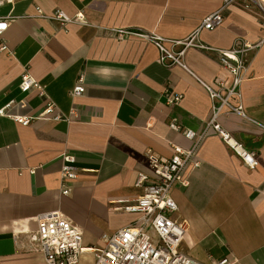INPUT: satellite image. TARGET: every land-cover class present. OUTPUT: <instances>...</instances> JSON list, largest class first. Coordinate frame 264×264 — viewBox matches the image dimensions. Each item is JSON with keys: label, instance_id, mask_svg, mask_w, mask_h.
Instances as JSON below:
<instances>
[{"label": "crops", "instance_id": "1", "mask_svg": "<svg viewBox=\"0 0 264 264\" xmlns=\"http://www.w3.org/2000/svg\"><path fill=\"white\" fill-rule=\"evenodd\" d=\"M224 0H15L0 4L7 17L4 32L11 53L0 51V108L15 101L13 112L37 115L47 103L19 82L30 73L45 86L62 112L72 107L78 118L34 119L24 125L0 116V264H47L29 236L36 217L61 211L83 232L84 245L97 248L102 236L136 220L138 214L116 207L133 200L139 174L153 180L148 151L170 158L174 146L193 141L170 123L197 133L212 115L210 95L202 81L216 86L232 75L214 51L189 47L182 64L166 65L157 45L137 33L168 40L188 37L203 18ZM62 9L83 11L90 25L62 27L38 15ZM224 22L204 30L200 38L216 49L236 40L258 46L252 50L240 86L245 116L223 115L218 122L234 142L254 150L259 163L251 168L217 132L209 129L195 149L198 167L189 165L188 184L172 195L174 214L188 229L181 251L203 264L228 259L231 264H264V15L258 9L232 5ZM112 28L134 31L117 39ZM169 45V43H168ZM85 92L73 96L78 76ZM182 94L177 104L166 93ZM23 102L24 105H19ZM75 155L79 177L69 194L60 190L61 155ZM87 251L80 264H93Z\"/></svg>", "mask_w": 264, "mask_h": 264}, {"label": "built area", "instance_id": "2", "mask_svg": "<svg viewBox=\"0 0 264 264\" xmlns=\"http://www.w3.org/2000/svg\"><path fill=\"white\" fill-rule=\"evenodd\" d=\"M14 1L0 0V4ZM232 5H239L248 10L255 8L264 15V0H224L222 6L206 15L185 39L168 40L151 34H136L157 45L160 60L166 65L182 64L183 54L189 47L216 52L220 64L231 73V82L220 80L213 86L202 81L212 102V115L205 130L197 133L183 128L176 120L171 121L170 127L182 131L186 138L193 141V146L188 149L174 146V153L168 159L148 151L153 180H150L146 173L139 174L135 185L142 188L143 192L133 200L119 201L122 206L116 207L128 213L138 214L139 217L112 234L103 235L99 247H86L82 230L61 211H48L37 215V230L29 236V240L32 244L38 245L36 250L43 255L47 264H80L82 255L87 251L94 255L93 264H203L180 249L188 224L174 217L178 211V204L172 195V189L177 185L188 184L185 171L189 165L193 167L200 165V161L195 157V149L209 129L219 133L249 167L255 168L259 163L256 152L234 142L218 122L223 115L237 113L245 116L240 86L245 80L250 53L258 44L238 39L229 49H216L203 43L200 38L204 30H212L223 24V11ZM38 15L57 21L64 28L71 24L90 25L83 11L70 15L62 9H57L51 15H44L42 10L38 9ZM8 26L7 17H0V51L11 53L4 38ZM111 31L117 39L134 35V31L123 28H112ZM19 87L23 91H36L39 96L44 97L47 100L44 108L33 116L16 114L13 112L15 101H10L0 108V116L10 117L24 125L34 119L70 122L78 118L76 107H72L69 113L58 109L49 98L45 86L30 73L22 74ZM84 92L85 75L81 73L72 89V95L77 97ZM182 97V94L167 92L166 102L177 104ZM19 105L24 103L20 102ZM61 158L60 190L62 194H69L73 182L79 177L78 169L74 165L76 158L70 152L62 153ZM215 264L231 263L228 259H223Z\"/></svg>", "mask_w": 264, "mask_h": 264}]
</instances>
